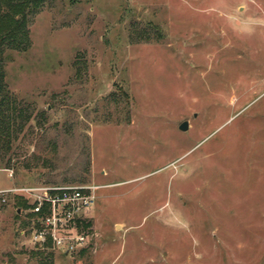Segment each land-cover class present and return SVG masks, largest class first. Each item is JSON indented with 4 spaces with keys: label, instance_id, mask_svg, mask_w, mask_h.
Listing matches in <instances>:
<instances>
[{
    "label": "rangeland",
    "instance_id": "obj_1",
    "mask_svg": "<svg viewBox=\"0 0 264 264\" xmlns=\"http://www.w3.org/2000/svg\"><path fill=\"white\" fill-rule=\"evenodd\" d=\"M25 22L0 189L91 184L95 214L66 253L0 197V264H264V0H44Z\"/></svg>",
    "mask_w": 264,
    "mask_h": 264
},
{
    "label": "built area",
    "instance_id": "obj_2",
    "mask_svg": "<svg viewBox=\"0 0 264 264\" xmlns=\"http://www.w3.org/2000/svg\"><path fill=\"white\" fill-rule=\"evenodd\" d=\"M94 187L91 184H26L0 189V197L5 201L4 196L13 194L27 200L24 214L32 243L41 248H61L67 253L85 239L78 222L91 217L96 199Z\"/></svg>",
    "mask_w": 264,
    "mask_h": 264
},
{
    "label": "trees",
    "instance_id": "obj_3",
    "mask_svg": "<svg viewBox=\"0 0 264 264\" xmlns=\"http://www.w3.org/2000/svg\"><path fill=\"white\" fill-rule=\"evenodd\" d=\"M44 0H0V58L2 48L6 47H24L27 41L26 15L35 11ZM17 16V18L15 17ZM27 43V42H26ZM1 63V62H0ZM2 71L0 64V142L7 144L10 140L9 118L5 115L3 108L11 102L8 91L2 84ZM1 143V144H2ZM20 206L16 208L24 211L27 206V200L19 199ZM90 225V221L78 222V226L84 229ZM38 264H52L47 257H40Z\"/></svg>",
    "mask_w": 264,
    "mask_h": 264
},
{
    "label": "water",
    "instance_id": "obj_4",
    "mask_svg": "<svg viewBox=\"0 0 264 264\" xmlns=\"http://www.w3.org/2000/svg\"><path fill=\"white\" fill-rule=\"evenodd\" d=\"M186 127H187V121L184 120L182 123H180V125H179V129L184 130V128H186ZM19 211H20V210L18 209L17 212H19Z\"/></svg>",
    "mask_w": 264,
    "mask_h": 264
},
{
    "label": "crops",
    "instance_id": "obj_5",
    "mask_svg": "<svg viewBox=\"0 0 264 264\" xmlns=\"http://www.w3.org/2000/svg\"><path fill=\"white\" fill-rule=\"evenodd\" d=\"M98 186V185H97ZM93 209V208H92ZM93 214H95V212H93L92 210H91V215H93ZM117 225V224H116Z\"/></svg>",
    "mask_w": 264,
    "mask_h": 264
}]
</instances>
